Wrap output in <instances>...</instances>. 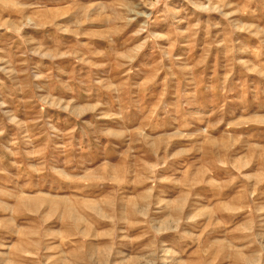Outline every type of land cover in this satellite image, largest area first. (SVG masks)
Here are the masks:
<instances>
[{
    "label": "rangeland",
    "instance_id": "374dc122",
    "mask_svg": "<svg viewBox=\"0 0 264 264\" xmlns=\"http://www.w3.org/2000/svg\"><path fill=\"white\" fill-rule=\"evenodd\" d=\"M0 264H264V0H0Z\"/></svg>",
    "mask_w": 264,
    "mask_h": 264
}]
</instances>
